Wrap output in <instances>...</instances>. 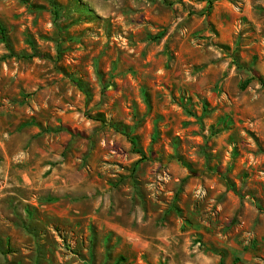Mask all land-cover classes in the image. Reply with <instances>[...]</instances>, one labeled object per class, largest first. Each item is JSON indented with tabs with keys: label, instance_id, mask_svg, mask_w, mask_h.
Returning <instances> with one entry per match:
<instances>
[{
	"label": "rangeland",
	"instance_id": "1",
	"mask_svg": "<svg viewBox=\"0 0 264 264\" xmlns=\"http://www.w3.org/2000/svg\"><path fill=\"white\" fill-rule=\"evenodd\" d=\"M210 1L0 0V264H264V0Z\"/></svg>",
	"mask_w": 264,
	"mask_h": 264
},
{
	"label": "trees",
	"instance_id": "2",
	"mask_svg": "<svg viewBox=\"0 0 264 264\" xmlns=\"http://www.w3.org/2000/svg\"><path fill=\"white\" fill-rule=\"evenodd\" d=\"M210 4H212V0L210 1ZM0 29H1L2 31H4V27H3L2 25L0 26ZM130 138H131L133 144H135V138H134V137H130Z\"/></svg>",
	"mask_w": 264,
	"mask_h": 264
}]
</instances>
